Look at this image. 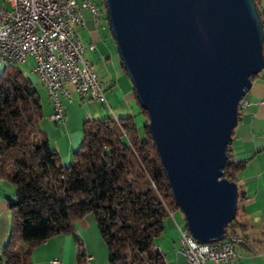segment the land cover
<instances>
[{
	"label": "water",
	"instance_id": "1",
	"mask_svg": "<svg viewBox=\"0 0 264 264\" xmlns=\"http://www.w3.org/2000/svg\"><path fill=\"white\" fill-rule=\"evenodd\" d=\"M171 194L199 242L222 239L238 185L222 177L239 102L264 68L256 0H105Z\"/></svg>",
	"mask_w": 264,
	"mask_h": 264
},
{
	"label": "trees",
	"instance_id": "2",
	"mask_svg": "<svg viewBox=\"0 0 264 264\" xmlns=\"http://www.w3.org/2000/svg\"><path fill=\"white\" fill-rule=\"evenodd\" d=\"M142 112L144 136L133 115L87 120L73 161L63 165L40 126L44 110L38 87L16 64L1 68L0 176L15 187L7 196L11 223L3 251L8 262L27 264L33 246L59 233L72 234L81 249L77 221L93 213L109 264H166L155 239L170 213L180 209L150 134L148 113ZM231 143L232 135L222 177L237 183L238 200L223 237L245 226L246 193L238 178L245 161L233 158ZM19 242L30 244L22 255L14 253Z\"/></svg>",
	"mask_w": 264,
	"mask_h": 264
},
{
	"label": "crops",
	"instance_id": "3",
	"mask_svg": "<svg viewBox=\"0 0 264 264\" xmlns=\"http://www.w3.org/2000/svg\"><path fill=\"white\" fill-rule=\"evenodd\" d=\"M259 9L264 23V0H259ZM87 27L88 29L79 27L77 33L82 41L81 34L87 33L88 44L92 42L95 45L92 51H99V58L108 78V87L104 85L105 95L115 105L117 104L123 116L134 115L136 118L140 116L144 123L145 114L142 112L133 84L121 65L112 34L107 33L105 28L100 31L93 21L89 20V16ZM90 64L92 65L91 62ZM27 72L28 75L31 74V65ZM34 79L35 83L41 84L44 89V93L39 89L44 110L40 126L47 134L51 145L57 150L60 162L68 165L73 161L74 152L83 138L84 123L90 119L108 116L105 104L89 97H79L75 93L68 103L66 122L62 125L50 118L53 111L52 100L37 75ZM263 97L264 68L252 77V85L245 95L252 104L248 107H239L238 121L232 134L231 154L235 160L245 161L238 178L246 193L243 199L245 210L242 215L245 226L239 231L246 243L238 246L239 256L234 264H264V103L261 102ZM14 190V185L0 176L2 246L8 241L11 223L7 196H12ZM178 224L185 227L186 221L184 214L176 210L166 219L164 232L155 239V247L159 249L166 264H187L186 256L177 250ZM77 235L82 242L81 249L72 234H55L32 247L27 264H52L54 257L60 259L59 264H109L108 246L100 235L93 213H88L77 221ZM29 248L28 242H19L14 247V253L22 255ZM4 259V264H15L8 262L5 257ZM204 264L215 263L207 260Z\"/></svg>",
	"mask_w": 264,
	"mask_h": 264
},
{
	"label": "built area",
	"instance_id": "4",
	"mask_svg": "<svg viewBox=\"0 0 264 264\" xmlns=\"http://www.w3.org/2000/svg\"><path fill=\"white\" fill-rule=\"evenodd\" d=\"M67 1H75L76 10H68ZM102 2L105 0H0V69L12 62L31 60L32 72L53 103L50 118L62 125L75 93L90 98L88 88H95L98 100L107 103L104 84L84 56L86 47L74 37V30L79 27L88 29L87 14L96 26L100 23L106 14V6L99 5ZM87 46L90 50L95 48L92 42ZM251 104L245 97L239 102L243 107ZM177 226V250L186 256L187 264H204L207 260L234 264L239 256L238 246L246 243L244 236L235 231L222 239L199 242L189 235L187 225ZM4 263L0 245V264ZM59 263L58 257L52 259V264Z\"/></svg>",
	"mask_w": 264,
	"mask_h": 264
},
{
	"label": "rangeland",
	"instance_id": "5",
	"mask_svg": "<svg viewBox=\"0 0 264 264\" xmlns=\"http://www.w3.org/2000/svg\"><path fill=\"white\" fill-rule=\"evenodd\" d=\"M100 6L101 5H104L105 6V2H102V4H99ZM86 19L88 20V16H86ZM90 20V18H89ZM98 29L100 31H102L104 28L106 29V32L107 33H111L110 32V29H109V23H108V19H107V15L104 14L101 18V21L100 23L97 25ZM82 38H83V44L84 46L86 47L85 48V53H84V56L85 58H87L91 63H92V67L94 68V70L97 72V75L99 76L100 80L103 82V84L106 86V88L108 87V78L106 76V72H105V69L103 68V65H102V62L99 58V51H92L90 49H88V34L86 33H82ZM112 39H113V36H111ZM115 41V40H114ZM117 50V49H116ZM19 68H21L25 74L28 75V68L30 67L31 65V60L28 61V63H18L16 64ZM31 74L28 75L29 78H31L33 80V82L35 83V79H34V76H36V73H33V72H30ZM128 76V75H127ZM129 78V77H128ZM35 85L38 87V89H40L41 93H44V89L43 87L41 86V84L39 83H35ZM104 86V87H105ZM106 96V100H107V103L105 104V107H106V112L108 114V116H123L122 115V111L119 110L117 104L115 105L113 103V101ZM143 114V113H142ZM134 116V115H133ZM135 117V116H134ZM135 120H136V124L138 126V132L140 134V136H144L145 135V128L143 126V121H142V118L139 116H137V118L135 117ZM180 209V208H179ZM180 212L181 209L179 210ZM183 214V212H182Z\"/></svg>",
	"mask_w": 264,
	"mask_h": 264
},
{
	"label": "bare ground",
	"instance_id": "6",
	"mask_svg": "<svg viewBox=\"0 0 264 264\" xmlns=\"http://www.w3.org/2000/svg\"><path fill=\"white\" fill-rule=\"evenodd\" d=\"M67 9L68 10H76L75 1H67ZM74 37L78 38L79 42H83L81 40L80 36L78 35L77 30H74ZM18 63H23V62H12L11 65L18 64ZM88 66L92 67V65L90 64L89 61H88ZM97 78H99L98 75H97ZM88 95L90 96V98L98 100V92L95 88H88ZM187 231H188L189 235H192V233L189 231L188 227H187Z\"/></svg>",
	"mask_w": 264,
	"mask_h": 264
}]
</instances>
